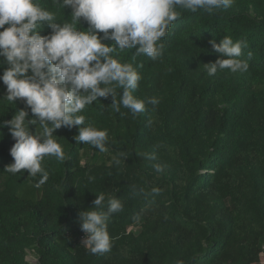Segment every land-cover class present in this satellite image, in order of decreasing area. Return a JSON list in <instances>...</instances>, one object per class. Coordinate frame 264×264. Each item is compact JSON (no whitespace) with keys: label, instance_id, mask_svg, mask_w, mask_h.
<instances>
[{"label":"trees","instance_id":"trees-1","mask_svg":"<svg viewBox=\"0 0 264 264\" xmlns=\"http://www.w3.org/2000/svg\"><path fill=\"white\" fill-rule=\"evenodd\" d=\"M51 7V0H49ZM58 19H63L62 11ZM72 9H64L65 17ZM59 22V21H58ZM9 25H5L7 28ZM80 30L89 27L81 19ZM4 29H0L2 31ZM112 31V30H109ZM45 22L41 35H50ZM103 36V33H100ZM246 40L240 59L247 72L228 69L208 75V63L222 58L211 40ZM114 43L111 40L103 41ZM155 61L132 60L136 48L120 52L141 74L137 97L159 100L153 110L133 116L113 98L100 97L83 115L108 130V152L77 142L79 127L55 135L63 162L45 157L49 179L29 172L11 174L16 140L10 125L0 127V264H257L264 255V0H235L212 13L184 11L163 39ZM138 47V46H137ZM249 53L251 56L249 57ZM0 60H4L0 57ZM9 67L0 66V76ZM103 86V85H101ZM122 92V90H118ZM0 122L25 109L24 100H3ZM119 99V95H117ZM149 119L154 123L148 124ZM37 125L30 128L35 132ZM154 154L155 160L148 158ZM114 158L120 160L119 164ZM167 165L156 173L153 165ZM94 177V180H89ZM161 189L159 194L152 188ZM98 193L124 202L109 220L113 247L91 254L83 245L80 213L93 210ZM137 225L139 232L130 230Z\"/></svg>","mask_w":264,"mask_h":264},{"label":"clouds","instance_id":"clouds-1","mask_svg":"<svg viewBox=\"0 0 264 264\" xmlns=\"http://www.w3.org/2000/svg\"><path fill=\"white\" fill-rule=\"evenodd\" d=\"M234 3L235 0H51L50 7L49 0H0V29H4L0 31V57L4 58L0 66L5 61L9 65L0 76L7 87L2 99L11 104L24 100L33 114L32 119H27L28 111L21 109L11 120L0 122V127L10 125L16 140L10 150L14 163L4 171L17 174L26 170L32 177L39 174L35 187L43 185L49 179L42 166L45 157L59 162L66 159L55 135L62 126H80L74 137L77 142L108 152V130L87 121L82 114L87 105L111 95L113 101L108 107L119 113L122 106L136 116L147 111V105L155 110L159 103L155 97L141 99L134 95L142 78L138 71L142 65L134 67L119 53L136 48L133 61L142 55L155 61L163 55V39L182 12L212 13ZM66 7L72 9L68 18L64 14ZM53 8L62 11L63 19H58ZM82 18L89 24L86 30L78 27ZM45 22L52 29L50 35L40 34ZM5 25L9 26L4 28ZM107 40L114 43L103 42ZM210 43L222 58L206 64L208 75L224 69L233 73L248 71V61L240 59L242 49L248 46L246 40L234 41L226 35L220 43L215 39ZM153 123L149 119L148 124ZM31 125L38 126L35 132ZM148 158L155 160L156 156ZM114 162L119 164L120 160L114 158ZM166 167L161 163L153 165L156 173H163ZM94 179L89 177L90 181ZM151 191L159 194L161 189L154 187ZM90 208L93 210L80 213L81 230L86 233L82 245L93 255L109 253L113 247L109 220L123 211L124 202L116 197L106 201L105 194L98 193Z\"/></svg>","mask_w":264,"mask_h":264},{"label":"rangeland","instance_id":"rangeland-1","mask_svg":"<svg viewBox=\"0 0 264 264\" xmlns=\"http://www.w3.org/2000/svg\"><path fill=\"white\" fill-rule=\"evenodd\" d=\"M130 230H133L135 232H139V227L137 225L131 226ZM27 259L30 260L32 264H36V262H37L35 257L32 254H29Z\"/></svg>","mask_w":264,"mask_h":264},{"label":"built area","instance_id":"built-area-1","mask_svg":"<svg viewBox=\"0 0 264 264\" xmlns=\"http://www.w3.org/2000/svg\"><path fill=\"white\" fill-rule=\"evenodd\" d=\"M84 239H82L83 241ZM257 264H264V255H262L261 260Z\"/></svg>","mask_w":264,"mask_h":264}]
</instances>
